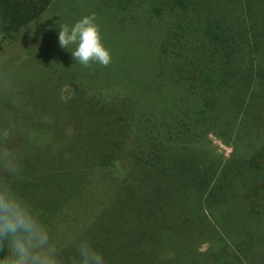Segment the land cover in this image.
<instances>
[{"label": "trees", "instance_id": "obj_1", "mask_svg": "<svg viewBox=\"0 0 264 264\" xmlns=\"http://www.w3.org/2000/svg\"><path fill=\"white\" fill-rule=\"evenodd\" d=\"M93 13L107 67L59 45ZM16 40L14 65L44 48L71 95L41 124L57 171L20 193L63 264L83 239L105 264H264V0H0V45Z\"/></svg>", "mask_w": 264, "mask_h": 264}, {"label": "clouds", "instance_id": "obj_2", "mask_svg": "<svg viewBox=\"0 0 264 264\" xmlns=\"http://www.w3.org/2000/svg\"><path fill=\"white\" fill-rule=\"evenodd\" d=\"M95 21L93 13L71 28L63 25L58 35L61 48L77 45L72 57L86 68L94 63L107 67L112 60ZM17 136L9 127L0 128V264H63L47 226L15 187L23 172ZM76 253L71 264H105L103 255L87 239L77 244Z\"/></svg>", "mask_w": 264, "mask_h": 264}, {"label": "rangeland", "instance_id": "obj_3", "mask_svg": "<svg viewBox=\"0 0 264 264\" xmlns=\"http://www.w3.org/2000/svg\"><path fill=\"white\" fill-rule=\"evenodd\" d=\"M57 4L58 0H54V5L57 6ZM0 46V80L7 84L29 86V89L24 88L15 92L8 90L0 93V128L9 127L13 133L18 135L16 145L22 155L23 172L22 178L15 187L19 193L27 189L32 190L33 193L36 192L35 186L39 182L44 183L45 177L57 171L56 161H51V158H54V149L51 148L53 146L49 144L51 132H46L41 126L44 123L43 116L46 113L52 115L57 111L60 113L59 120L62 121L65 118L64 103L71 95L67 87L56 89L53 84L51 73H48L46 69L50 55H43L44 48L40 47L35 54L36 58L32 62H27L32 64L31 69H25V65H14L17 61L24 59V49L17 40L5 42ZM39 55L43 57L37 60ZM15 87L20 86L15 85ZM3 117L9 121L3 122ZM62 145L69 148L66 143ZM81 145L80 136L77 147ZM207 147L217 155H228L230 152V149L214 134L208 136ZM63 150L65 153H73L71 148L69 151ZM50 185L54 187L52 183ZM44 189L39 186L37 191L42 192ZM44 208L40 209L42 212L40 210L37 212L41 218L45 215ZM50 236L54 240L56 232L51 231Z\"/></svg>", "mask_w": 264, "mask_h": 264}]
</instances>
